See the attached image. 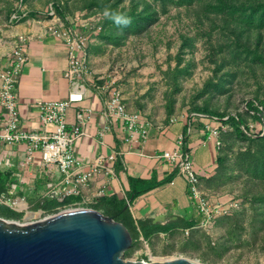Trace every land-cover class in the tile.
<instances>
[{"label":"rangeland","instance_id":"obj_1","mask_svg":"<svg viewBox=\"0 0 264 264\" xmlns=\"http://www.w3.org/2000/svg\"><path fill=\"white\" fill-rule=\"evenodd\" d=\"M86 1L89 0H25L23 3L22 0H0V60L10 55L23 36L16 34L18 25L44 17L52 18L46 12L52 6L55 9L54 5L64 8L65 17L56 12L62 19L80 18L91 22V25L104 21L103 11L84 8ZM137 1L124 0L120 7L129 9ZM150 1L158 9V20L145 32L130 35L121 46L105 43L99 32L88 30L89 65L97 82L115 81L128 106L142 111L154 122H167L171 117H196L194 106L204 104L220 113L237 115L245 113L248 101L264 98V65L246 60V53L237 62L233 60L240 43L264 54V28L249 29L228 15L209 12L207 5L216 0H193L190 3L171 0L166 4L161 0ZM228 1L243 3L256 0ZM14 10H20V13ZM27 11L31 14L21 20L20 15ZM15 14L19 17L14 18ZM187 39L188 44L184 45ZM177 67H188L189 71L176 82L172 73ZM219 81H227V92H218L208 86L209 82ZM171 102L174 106L169 116L168 105ZM247 118L252 131L258 133L262 130L261 122L254 121L251 116ZM238 146L239 142H235L234 149ZM221 192L243 200L239 212L245 215H241L244 220L240 223L247 230L242 231L241 244H233L222 256L210 248V241L216 247L226 235V227L220 221L214 235L205 231L209 241L186 246L188 240L175 243L157 238L149 242L150 247L142 241L133 247L131 255H124V258L151 262L186 257L199 264H264V229L258 228L254 233L251 225L260 208L258 203L251 202V197L264 193V184L238 176ZM4 200L24 214L22 219H16L21 224L34 223L55 214L33 210L21 197ZM17 200L18 204H13ZM72 208L75 207L60 211Z\"/></svg>","mask_w":264,"mask_h":264},{"label":"crops","instance_id":"obj_2","mask_svg":"<svg viewBox=\"0 0 264 264\" xmlns=\"http://www.w3.org/2000/svg\"><path fill=\"white\" fill-rule=\"evenodd\" d=\"M53 22L54 19L44 17L19 24L16 28V34L27 38L25 49L28 59L19 74L17 93L21 125L28 130L44 128L38 101L68 99L75 86L74 81L66 76L69 68L68 48L62 39L51 32ZM9 63V56L3 57L0 60V69ZM101 84L102 81L97 82L92 72L85 82L83 100L75 102L67 110L70 127L78 123L79 112L84 111L86 114L84 133L73 146L76 157L86 165L77 170L73 178L85 171L87 164L94 163L100 155L116 154L117 159L121 158L123 168L116 170V160L114 174L99 173L79 186V194H74L70 192L74 186L66 181V174L59 165L44 163L41 151H36L33 158L29 159L27 143H0V171L9 176L11 183L9 195H3L8 199L21 197L29 204L30 200L37 201L52 194L60 200L67 195H75L79 200L73 207H90L100 198L98 193L101 190L105 192L103 196L117 195L128 201L129 176L155 178L160 181L173 174L171 181L128 203L137 223L143 221L150 230L158 225L171 227L169 231L153 234L150 241L142 235L140 239H145L149 247V242L157 238L169 239L175 243L188 240L192 231L199 228L197 226L203 215L193 199L186 178L172 163L161 158L160 154L165 150L175 149L180 135L186 134L200 179L212 176L217 167L219 148L209 138V134L210 127L216 125L217 121L196 115L173 117L176 119L173 122L171 119L167 122H154L144 114L150 123L148 136L144 138L139 131L131 133L116 117H106V95L97 87ZM125 102L129 110L142 113L140 110L131 109L127 101ZM201 184L213 198L226 199L230 196L206 188L203 181ZM222 218H218L210 230H202L214 235ZM188 224L193 226L186 227ZM187 230H190L189 234L186 233Z\"/></svg>","mask_w":264,"mask_h":264},{"label":"trees","instance_id":"obj_3","mask_svg":"<svg viewBox=\"0 0 264 264\" xmlns=\"http://www.w3.org/2000/svg\"><path fill=\"white\" fill-rule=\"evenodd\" d=\"M124 0H89L84 4V8L96 9L103 11L106 7L111 10L121 11L131 17V24L126 28L116 27L111 20L105 18L104 21L99 22L101 30L99 31L101 39L105 43H110L115 46H121L125 40L133 34H141L148 30L159 18L158 9L154 7L150 0H139L132 4L129 9L120 7ZM164 4L171 0H161ZM175 1V0H172ZM179 3H190L193 0H178ZM25 0H22V3ZM56 12L65 17L66 13L61 5H54ZM207 9L211 13L224 14L236 19L240 24L249 29H263L264 28V0H256L253 2L234 3L228 0H216L207 5ZM20 13V10H14ZM30 11L22 13L21 20L29 17ZM188 44V39L184 45ZM246 53V60L250 59L252 62L264 65V54L258 50H254L243 43L238 45L234 51L233 60L237 62L240 57ZM189 68L181 69L177 67L173 74L174 81H178L181 75L188 73ZM227 81L209 82L208 86L214 88L218 92H227L229 87ZM207 89V87H206ZM173 102L168 107L169 116L173 113ZM195 114L201 113L208 115L211 118H218L223 122L224 127L221 130V143L217 155V167L215 173L208 177L201 179L206 188L223 191L224 187L233 182L238 176L247 177L250 180L258 181L264 184V98L253 99L248 101L245 113H238L237 115H227L220 113L218 110L211 108L209 104L195 105L193 108ZM228 116V118H225ZM247 116H251L254 121L261 122L263 125L260 132L255 133L248 124ZM171 119V118H170ZM254 132V133H253ZM263 133V134H262ZM187 142V137H186ZM235 142H239L237 149H234ZM123 168L122 160L118 157L116 161V170ZM174 175H169L163 180L155 178L145 179L139 177L129 176L130 191L128 201L132 203L138 196L164 184L173 179ZM11 183L9 176L0 171V195H9ZM239 198V197H238ZM79 198L75 195H67L60 200L56 195L52 194L50 197L40 199L37 201L30 200L31 208L33 210H43L45 213H58L61 209L72 206ZM124 198H119L117 195L102 196L90 207L102 211L106 215H115L116 219L122 222L131 232L133 236V245L128 249L124 255L129 256L133 251V247L142 242L140 239L143 235L147 241H150L153 234L157 232H165L171 229L170 226L158 225L152 230L146 227L143 221L136 222L130 210V204ZM243 201V200H242ZM252 203H258V213L254 214L252 219L253 232L257 233V229H264V193L254 195L251 197ZM254 205V204H253ZM243 206V202H242ZM240 210V209H239ZM235 211L232 215L224 216L220 221L226 227V235L224 240L218 246L212 245L209 242L210 248L220 256L225 251L229 250L233 244L242 243V231L247 228L240 223L245 215L243 212ZM243 215V216H244ZM0 216L8 219H22L24 214L16 211L9 205L0 203ZM244 223V222H243ZM192 227L193 224L185 225ZM241 229V232L238 230ZM210 240V237L202 228L193 230L186 246L190 244H199L200 241Z\"/></svg>","mask_w":264,"mask_h":264},{"label":"built area","instance_id":"obj_4","mask_svg":"<svg viewBox=\"0 0 264 264\" xmlns=\"http://www.w3.org/2000/svg\"><path fill=\"white\" fill-rule=\"evenodd\" d=\"M46 13L54 19L50 27L51 32L62 39L68 48L69 68L66 76L74 81V90L68 99L38 101L37 105L41 111V120L44 126L42 130H28L22 127L17 84L19 74L28 59L25 49L27 38L22 36L9 55V65L0 69V143H27L29 159L33 158L36 151H41L44 163L59 165L66 174V181L74 186L70 192L79 194V186L89 182L95 175L102 172L114 174V164L117 160L116 154L100 155L94 163L87 164L88 168L85 171L78 174L75 179L73 178L76 171L86 165L76 157L73 150L74 143L84 133L86 114L84 111L79 112L78 123L70 127L67 110L72 104L84 98L85 82L87 77L92 75L88 50L90 38L87 32L91 30L97 33L101 30V26L99 24L91 25V22L80 18L62 19L57 16L53 6ZM17 17L19 15L15 14L14 18ZM97 87L102 94L106 95V117H116L125 124L131 133L139 131L146 138L150 125L149 120L143 113L128 109L124 95L121 89L115 85V81H107ZM195 115L209 117L201 113ZM212 119L217 121V124L210 127L209 138L219 148L222 145L221 130L224 125L218 118ZM175 120V118H171L172 122ZM160 157L172 163L186 178L193 199L203 215L197 227L210 230L218 218L232 215L241 208L240 198L236 196H229L226 199L213 198L202 188L200 174L195 167L192 152L186 142V134L180 135L175 149L165 150L160 154ZM104 194V190H101L98 196L101 197ZM5 198V195H0V203L12 206L10 202L4 200ZM18 202L19 200L14 201L13 204L17 205ZM186 233L189 234L190 230H187ZM143 241L148 245L145 239Z\"/></svg>","mask_w":264,"mask_h":264},{"label":"water","instance_id":"obj_5","mask_svg":"<svg viewBox=\"0 0 264 264\" xmlns=\"http://www.w3.org/2000/svg\"><path fill=\"white\" fill-rule=\"evenodd\" d=\"M130 230L115 215L91 207L65 209L21 224L0 216V264H199L186 257L126 260Z\"/></svg>","mask_w":264,"mask_h":264},{"label":"clouds","instance_id":"obj_6","mask_svg":"<svg viewBox=\"0 0 264 264\" xmlns=\"http://www.w3.org/2000/svg\"><path fill=\"white\" fill-rule=\"evenodd\" d=\"M104 18L111 20L113 24L118 28H126L131 24V17L126 13L121 11L111 10L110 8H105L103 10Z\"/></svg>","mask_w":264,"mask_h":264},{"label":"bare ground","instance_id":"obj_7","mask_svg":"<svg viewBox=\"0 0 264 264\" xmlns=\"http://www.w3.org/2000/svg\"><path fill=\"white\" fill-rule=\"evenodd\" d=\"M21 205H22V206H25V203H23V202L21 201Z\"/></svg>","mask_w":264,"mask_h":264}]
</instances>
